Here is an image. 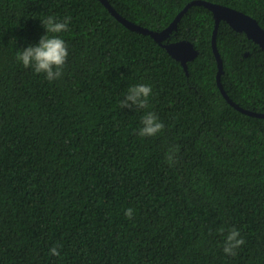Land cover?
I'll return each mask as SVG.
<instances>
[{
    "label": "trees",
    "instance_id": "1",
    "mask_svg": "<svg viewBox=\"0 0 264 264\" xmlns=\"http://www.w3.org/2000/svg\"><path fill=\"white\" fill-rule=\"evenodd\" d=\"M190 1L109 0L159 31ZM210 1L264 27V0ZM50 15L71 17L52 82L16 59ZM214 26L193 4L170 30L163 43L198 50L186 70L102 0H0V264H264V116L250 113L264 112V47L221 20V79L237 107L218 84ZM139 83L149 108H121ZM145 111L165 125L154 137L138 135ZM233 227L245 243L225 255Z\"/></svg>",
    "mask_w": 264,
    "mask_h": 264
},
{
    "label": "clouds",
    "instance_id": "2",
    "mask_svg": "<svg viewBox=\"0 0 264 264\" xmlns=\"http://www.w3.org/2000/svg\"><path fill=\"white\" fill-rule=\"evenodd\" d=\"M42 26L46 30L38 44H31L27 48L21 49L16 54V59L21 62L23 67L31 68L37 74H45V78L49 81H55L62 77L63 71L68 58V48L64 39L58 34L69 30L71 17H65L59 20L56 16H47L43 19ZM151 85L139 83L130 86L126 95L120 100L121 108H135L139 110H147L149 108V98L152 95ZM142 127L138 130L141 137H154L160 133L165 125L158 116L152 111H145L141 120ZM179 152L177 146L169 148L166 155L168 163L174 164L175 154ZM125 216L129 219L133 217V209L128 208ZM211 230V229H210ZM220 233H224V228L218 229ZM245 243L241 233L235 227L228 230L223 241V251L225 255H236V250ZM50 255L60 256L57 247L50 249Z\"/></svg>",
    "mask_w": 264,
    "mask_h": 264
},
{
    "label": "water",
    "instance_id": "3",
    "mask_svg": "<svg viewBox=\"0 0 264 264\" xmlns=\"http://www.w3.org/2000/svg\"><path fill=\"white\" fill-rule=\"evenodd\" d=\"M102 1L109 8V10L121 22L126 24L129 28L133 30H137L139 32H143L145 34H150L157 41L162 43L175 58H177L178 60L182 62L186 70L188 68V61L194 59L198 54V50L195 48L194 43L186 39L168 42V43H163V41L165 40V38L168 37L170 30L174 26H177V22L179 21L181 16L187 11V9L191 5L203 4L207 6L208 8H210L214 13V18H215V26H214L212 44H213L215 55L218 60V66H219V70L217 74L218 84L220 88L222 89V92L224 93V95L229 99V101L232 102L235 106L239 107V105L232 100L230 95L225 90L222 79H221V76L223 73V60H222V55H221V52L219 50L218 43H217V34H218V29H219L221 20L225 19L235 29L245 31L250 38H252L255 42L259 43L262 47H264V27L260 24V22L256 18H254L253 16L241 10H238L228 5L220 4V3L213 2L210 0H192L179 12V14L176 16L175 20L171 23L169 28L159 31V30L150 29L146 26H143L141 24H138L136 22L129 20L128 18L123 16L121 13H119L111 5L109 0H102ZM250 113L256 114L258 116H264V112H261V113L250 112Z\"/></svg>",
    "mask_w": 264,
    "mask_h": 264
}]
</instances>
